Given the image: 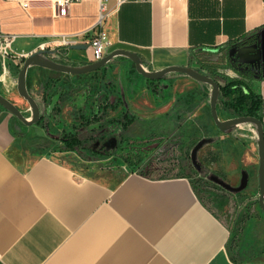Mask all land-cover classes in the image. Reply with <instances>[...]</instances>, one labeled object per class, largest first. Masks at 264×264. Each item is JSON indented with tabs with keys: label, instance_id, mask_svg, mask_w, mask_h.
Returning a JSON list of instances; mask_svg holds the SVG:
<instances>
[{
	"label": "crops",
	"instance_id": "crops-1",
	"mask_svg": "<svg viewBox=\"0 0 264 264\" xmlns=\"http://www.w3.org/2000/svg\"><path fill=\"white\" fill-rule=\"evenodd\" d=\"M58 1L64 0H0V33L14 37L16 63L9 66L42 48L65 53L68 65L94 62L88 43L103 3L112 43L106 55L135 52L151 71L189 67L195 51L228 49L261 29L260 42L238 49L236 57L260 66L264 77V0H68L64 7ZM61 37L88 48L58 47ZM120 58L129 60L120 56L109 64ZM167 77L195 92L200 98L191 106L205 114L209 85L179 73ZM261 94L264 99V78ZM11 116L0 112V264H264V218L245 215L237 230L228 228L185 176L129 172L108 183L76 177L52 156L28 158L11 132ZM244 126L238 128L247 131L253 153L256 134Z\"/></svg>",
	"mask_w": 264,
	"mask_h": 264
},
{
	"label": "rangeland",
	"instance_id": "rangeland-1",
	"mask_svg": "<svg viewBox=\"0 0 264 264\" xmlns=\"http://www.w3.org/2000/svg\"><path fill=\"white\" fill-rule=\"evenodd\" d=\"M11 62L16 63L12 56L0 57V93L30 119L31 109L17 92L19 73L13 65H8ZM217 82L224 84L222 80ZM181 86L177 79L170 77L149 84L135 72L130 60L121 58L84 76L31 68L27 75V88L39 105L41 118L37 124L25 126L11 116V132L22 142L26 157L52 156L76 177L113 183L129 172L151 178L185 176L202 205L228 228L237 230L239 220L245 215L254 219L264 218L258 204V150L250 152L244 137L247 131L236 128L226 134L216 127L210 113L211 87L206 112L200 115V107L191 106L200 97ZM60 88L64 91L62 97L52 99L57 107L53 109L54 104L48 107L53 93ZM0 112L10 115L1 105ZM106 112L110 119L124 116L134 119L122 130L120 144L109 156L101 150H91L100 145L92 147L100 137L97 131L106 122ZM241 127L244 129L245 126ZM76 128L81 131V149L78 152L62 151L61 133ZM242 134V137L239 136ZM203 138L212 141L200 149L198 163L201 169L197 170L191 162V152ZM143 140H147L148 147L153 150L165 148L167 151L163 159L150 163L146 161L137 168L127 166L122 147ZM255 145L257 147L256 142ZM103 146L113 150L116 139L110 138ZM243 172L248 174V185L239 193L227 191L211 181V177L215 176L238 187Z\"/></svg>",
	"mask_w": 264,
	"mask_h": 264
},
{
	"label": "trees",
	"instance_id": "trees-1",
	"mask_svg": "<svg viewBox=\"0 0 264 264\" xmlns=\"http://www.w3.org/2000/svg\"><path fill=\"white\" fill-rule=\"evenodd\" d=\"M260 31L261 29L252 32L242 41L230 46L228 49L195 51L190 55L189 67L214 78L216 81L222 80L224 82V84H220V97L217 103L219 117L223 115H226L227 118L254 117L262 122L264 128V99L261 94V82L264 77L261 75V67L241 62L236 57L238 49L257 45L260 42ZM141 60L143 65L151 71L147 61L143 58ZM22 62H24V59L14 65L18 73L22 68ZM151 82L154 83V81ZM55 95L61 98L63 89L55 91ZM51 102L52 98L48 101L47 106L51 105ZM95 115L97 116L98 114ZM105 118L104 126L97 131L100 137L92 144V147L96 144L100 145L98 148H92L91 150L94 152L101 150L104 155L109 156L119 146L122 130L127 128L134 119L127 116L120 119H110L107 112L105 113ZM80 132V129L76 128L73 131H63L61 133L59 141L64 144L62 151L78 152L81 149ZM230 133L231 131L226 132V134ZM110 138L116 139V146L113 150H107L103 146V143ZM148 144L147 140H143L130 142L123 146L125 164L131 168H137L146 161L149 163L161 161L167 150L165 148L153 150L148 147Z\"/></svg>",
	"mask_w": 264,
	"mask_h": 264
},
{
	"label": "water",
	"instance_id": "water-1",
	"mask_svg": "<svg viewBox=\"0 0 264 264\" xmlns=\"http://www.w3.org/2000/svg\"><path fill=\"white\" fill-rule=\"evenodd\" d=\"M1 39V33H0ZM71 49L77 50H86L88 48L87 45H72ZM52 51L49 50H39L36 51L26 58H24L23 66L19 71L17 77V92L20 97H22L29 105L32 116L30 119L26 118L23 113L18 109V107L5 98L0 93V105L7 110L12 116L17 118L20 122H22L25 126H33L37 124L41 118L40 108L35 100V98L29 93L27 88V73L29 68L31 67H40L43 69H47L50 71L68 74L73 76L89 74L91 72H95L105 67L110 61H112L116 57H125L129 59L138 74L143 76L148 80H160L164 78V76L172 73H179L190 77L191 79L209 85L211 87L210 93V109L211 116L216 125V127L223 132L233 131L234 129L242 126V125H251L254 128L256 134V143L258 150V184H259V198L258 204L260 209L264 212V128L262 122L254 117H236V118H228L225 120H221L218 115L217 103L220 97V83L217 82L214 78L197 71L192 67H170L160 71H149L142 63L141 57L132 51L126 49H116L109 54L105 55L101 60L94 61L88 63L83 66H72L59 61H56L51 57ZM50 56V57H47ZM212 139L203 138L201 139L193 148L191 152V162L193 166L200 170L201 167L198 163V153L204 145L210 143ZM211 181L222 187L223 189L233 192L239 193L246 189L248 185V174L246 172L242 173L241 183L238 187H233L230 184L224 182L218 177H211Z\"/></svg>",
	"mask_w": 264,
	"mask_h": 264
},
{
	"label": "built area",
	"instance_id": "built-area-1",
	"mask_svg": "<svg viewBox=\"0 0 264 264\" xmlns=\"http://www.w3.org/2000/svg\"><path fill=\"white\" fill-rule=\"evenodd\" d=\"M70 1L64 0V1H58L56 4L60 7L66 6ZM55 13L57 14H64L63 10H56ZM110 16V13L106 9L105 5L101 3L99 14L97 21L95 23V29L96 34L91 38L89 41V46L92 48L93 51V58L94 61L101 60L107 53V51L111 48L112 43L108 38V35L105 31V24ZM14 37L9 35H1L0 39V57L5 58L7 56H11V43L13 41ZM72 45H77V42L68 38V37H61L60 45L58 47H64L69 49ZM41 50H46L42 48ZM52 55L56 57V59H60L64 62H67V58L65 53L59 51L58 49L55 51H52Z\"/></svg>",
	"mask_w": 264,
	"mask_h": 264
},
{
	"label": "flooded vegetation",
	"instance_id": "flooded-vegetation-1",
	"mask_svg": "<svg viewBox=\"0 0 264 264\" xmlns=\"http://www.w3.org/2000/svg\"><path fill=\"white\" fill-rule=\"evenodd\" d=\"M47 57H50V56H47ZM50 58H52V59H54V60H56V61H60V62H61L60 59H56V57H54V56H51Z\"/></svg>",
	"mask_w": 264,
	"mask_h": 264
}]
</instances>
